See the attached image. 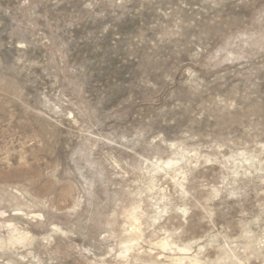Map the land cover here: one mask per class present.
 <instances>
[{"label":"rangeland","instance_id":"1","mask_svg":"<svg viewBox=\"0 0 264 264\" xmlns=\"http://www.w3.org/2000/svg\"><path fill=\"white\" fill-rule=\"evenodd\" d=\"M0 264H264V0H0Z\"/></svg>","mask_w":264,"mask_h":264}]
</instances>
